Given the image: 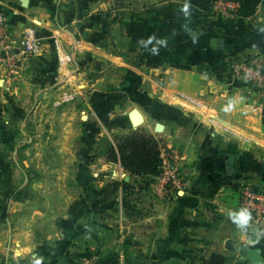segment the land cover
Returning a JSON list of instances; mask_svg holds the SVG:
<instances>
[{"label":"crops","instance_id":"1","mask_svg":"<svg viewBox=\"0 0 264 264\" xmlns=\"http://www.w3.org/2000/svg\"><path fill=\"white\" fill-rule=\"evenodd\" d=\"M209 1L0 0L17 42L25 27L45 26L55 9L56 20L72 27V39L60 46L72 48L74 63L96 71L95 105L89 96L80 105L41 103L35 135L17 139L9 152L11 113L19 107L6 97L18 90L0 64V264H34V256L41 264H248L255 248L264 264V236L242 233L227 215L237 209L238 182L264 185V93L230 66L252 54L264 58L261 0H243L221 28L207 18ZM79 12L86 16L83 35L73 29ZM152 35L168 41L159 55L139 43ZM83 72L74 79L84 86ZM105 77L109 94L102 91ZM134 129L179 156L184 185L167 200L120 163L109 168L102 157L90 167L85 144ZM93 177L92 185L83 184Z\"/></svg>","mask_w":264,"mask_h":264},{"label":"rangeland","instance_id":"2","mask_svg":"<svg viewBox=\"0 0 264 264\" xmlns=\"http://www.w3.org/2000/svg\"><path fill=\"white\" fill-rule=\"evenodd\" d=\"M82 13L83 12H79L76 16L73 27L80 35L84 34V24H86L84 20L86 16H83ZM56 16L57 11L52 9L50 10V15L48 16L45 26L34 23L35 25L33 26L37 35L39 51L12 72L7 82L11 85L10 88L13 87L14 90H18V93L16 96L7 93L6 103L11 106L16 105L19 107L16 108L12 106L15 111L11 114H13L12 118L14 116L15 119L12 120L13 126L11 125L8 128L12 137V142L7 145V151L9 150V152L15 151L16 145H14L13 142L17 141V139L21 140L24 136L35 135L34 117L36 109L41 106V103H46L49 106H51V104L61 106L67 102L80 105L84 103L88 96V99L91 101L90 104L95 105L96 103V100H91L90 98V87L91 83H94L96 71L92 70L89 72L87 70L89 67L88 63L84 64L81 62L79 65L74 63L72 54L70 53L73 51L72 48H63L60 46L61 40L66 42L72 39L70 35L72 27L67 24V22H59L56 20ZM76 38H79V35H77ZM106 68L107 65L104 64L101 69H104V72H109ZM83 71L88 72L84 74V86L82 79H74V76L78 73H85ZM102 81L104 82L103 86L105 88L102 91L109 94L111 91L110 87L112 86L110 79L105 77ZM52 89L57 90L56 94L51 92ZM103 98L106 99V97ZM108 103L109 102L102 104V102H100L99 104L107 107ZM24 119H26L27 122L25 121V125L23 126L22 121ZM44 128H49V124H45ZM132 131L136 130L134 129ZM121 135L125 134L117 135L112 133L107 136L103 135L95 141L84 145L86 158L89 160L91 168H98L97 163H99V158H105L106 142H112L116 136ZM24 147H26V145ZM17 150H19V148ZM86 158L85 160L87 161ZM106 161L109 162V168L114 167V164H118V162ZM93 179H95V177L85 180L87 185H92L93 183H91V181ZM85 181H83V183ZM142 182L146 183L145 180H142Z\"/></svg>","mask_w":264,"mask_h":264},{"label":"built area","instance_id":"3","mask_svg":"<svg viewBox=\"0 0 264 264\" xmlns=\"http://www.w3.org/2000/svg\"><path fill=\"white\" fill-rule=\"evenodd\" d=\"M239 6L238 0H210L207 18L215 26L224 27L237 16ZM257 11L264 18V0L260 1ZM38 51L39 44L35 28L25 27L21 39L17 42L13 38L11 23L0 10V64L4 66L5 70L8 73L14 72ZM230 66L237 79L264 93V58L260 53L232 59ZM261 105L260 110L264 120V102ZM160 156V172L150 183V188L151 193L157 198L167 200L182 188L184 181L180 177L177 166L179 156L167 150L161 152ZM237 189V209L246 207L252 212L253 222L248 231L264 229V185L242 180L238 182Z\"/></svg>","mask_w":264,"mask_h":264},{"label":"trees","instance_id":"4","mask_svg":"<svg viewBox=\"0 0 264 264\" xmlns=\"http://www.w3.org/2000/svg\"><path fill=\"white\" fill-rule=\"evenodd\" d=\"M239 3L243 0H238ZM160 142L151 134L144 131H132L128 134L116 136L113 141L106 142L105 158L118 162L130 175H136L149 185L158 175L161 167ZM2 168L10 170L9 162L2 163ZM87 186V183L84 182ZM11 196L13 191L10 192Z\"/></svg>","mask_w":264,"mask_h":264},{"label":"clouds","instance_id":"5","mask_svg":"<svg viewBox=\"0 0 264 264\" xmlns=\"http://www.w3.org/2000/svg\"><path fill=\"white\" fill-rule=\"evenodd\" d=\"M182 12L184 13L185 16L190 15V4L189 3L184 4L182 8ZM261 30L264 31V29H261ZM192 39H193V42H195L197 37L193 35ZM139 43L144 49L148 50L152 55H159L160 49L162 47H167L168 45V41L166 39L158 38L155 35L149 36L147 39H141ZM233 104L234 102L230 101L228 107L231 108ZM225 110L227 111L228 109H225ZM227 215L229 219L231 220V222L242 233H246L250 225L253 222L252 212L249 208H246V207H241L235 210H229ZM256 231L258 234L257 238H259L260 236H264V229H257ZM33 260H34V264H41L40 259H38L37 257L34 256Z\"/></svg>","mask_w":264,"mask_h":264},{"label":"water","instance_id":"6","mask_svg":"<svg viewBox=\"0 0 264 264\" xmlns=\"http://www.w3.org/2000/svg\"><path fill=\"white\" fill-rule=\"evenodd\" d=\"M26 0H23L24 5H26ZM212 45L215 47H222L223 41L221 39H213ZM130 122L133 127L137 126V111L136 109H133L128 114ZM245 259L249 262L248 264H260L261 263V257L259 255L258 249H251L248 254L246 255Z\"/></svg>","mask_w":264,"mask_h":264},{"label":"bare ground","instance_id":"7","mask_svg":"<svg viewBox=\"0 0 264 264\" xmlns=\"http://www.w3.org/2000/svg\"><path fill=\"white\" fill-rule=\"evenodd\" d=\"M132 110H133V109H132ZM132 110H131V111H132Z\"/></svg>","mask_w":264,"mask_h":264}]
</instances>
